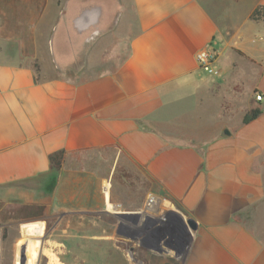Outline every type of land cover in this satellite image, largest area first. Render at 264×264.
<instances>
[{
    "label": "crops",
    "instance_id": "1",
    "mask_svg": "<svg viewBox=\"0 0 264 264\" xmlns=\"http://www.w3.org/2000/svg\"><path fill=\"white\" fill-rule=\"evenodd\" d=\"M0 5L13 11L0 10V33L29 39L0 34V190H37L83 219L120 174L157 201L109 210L103 189L120 264H264V17L250 19L264 0ZM204 48L218 54L211 73L195 62Z\"/></svg>",
    "mask_w": 264,
    "mask_h": 264
},
{
    "label": "rangeland",
    "instance_id": "2",
    "mask_svg": "<svg viewBox=\"0 0 264 264\" xmlns=\"http://www.w3.org/2000/svg\"><path fill=\"white\" fill-rule=\"evenodd\" d=\"M9 8L0 5V10L11 11L13 14ZM29 12L25 14L16 9V18L11 15L10 19L16 20L13 23L17 26L25 19L28 25L31 20ZM1 26L5 27L3 22ZM6 28L8 30L12 27ZM7 30L0 34L13 36L12 40L17 42L18 46L24 44L28 47V34L22 33L23 38H19L16 29L13 28L14 31L10 33ZM109 179L102 182V185L96 188L98 192L91 197L89 207L96 213L83 219L82 214L73 216L64 211L51 212L54 207L51 206L50 198L46 197L43 202L42 197L36 195L37 190H0V264H120L119 257L116 256L119 237L115 228L116 221L109 216L104 217L103 214H100L103 217L101 221L98 218V212L103 209V189H108L109 210L116 205H127L136 201L146 205L148 196L143 186L130 180L125 183L120 174ZM95 184L98 186L97 182ZM69 186L66 184L63 188L67 189ZM71 202L72 199L69 204L72 208L74 206ZM59 207L64 208L62 205ZM81 207L83 206L78 205L77 208ZM35 223L42 224V231L38 236L26 232V226ZM36 239L39 245L34 243L30 246V242ZM30 247L34 252L28 262ZM127 262L131 263L130 260Z\"/></svg>",
    "mask_w": 264,
    "mask_h": 264
},
{
    "label": "built area",
    "instance_id": "3",
    "mask_svg": "<svg viewBox=\"0 0 264 264\" xmlns=\"http://www.w3.org/2000/svg\"><path fill=\"white\" fill-rule=\"evenodd\" d=\"M217 55V51L204 48L195 53V62L199 69L211 73L213 71V64L217 58ZM255 100L260 102L262 100V96L256 95ZM156 202L155 196L149 195L147 197L146 206L153 209V207L156 205Z\"/></svg>",
    "mask_w": 264,
    "mask_h": 264
},
{
    "label": "trees",
    "instance_id": "4",
    "mask_svg": "<svg viewBox=\"0 0 264 264\" xmlns=\"http://www.w3.org/2000/svg\"><path fill=\"white\" fill-rule=\"evenodd\" d=\"M264 17V10L263 8H260V9H256L252 12V14L250 15V19L251 20H254V21H257L261 18ZM259 111L258 110H253V111H250L249 113H247L244 117H243V120L242 122L244 124L246 123H249L250 121L254 120L258 115H259ZM61 156H62V153L59 152L58 154H56L55 156L53 157H50V161L52 162V164L54 166H57L58 168L60 167V159H61Z\"/></svg>",
    "mask_w": 264,
    "mask_h": 264
},
{
    "label": "water",
    "instance_id": "5",
    "mask_svg": "<svg viewBox=\"0 0 264 264\" xmlns=\"http://www.w3.org/2000/svg\"><path fill=\"white\" fill-rule=\"evenodd\" d=\"M185 229L187 231H195L196 230V224L194 223L193 220L187 219L185 222Z\"/></svg>",
    "mask_w": 264,
    "mask_h": 264
},
{
    "label": "flooded vegetation",
    "instance_id": "6",
    "mask_svg": "<svg viewBox=\"0 0 264 264\" xmlns=\"http://www.w3.org/2000/svg\"><path fill=\"white\" fill-rule=\"evenodd\" d=\"M160 234H158L157 236H159Z\"/></svg>",
    "mask_w": 264,
    "mask_h": 264
}]
</instances>
